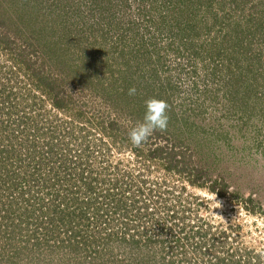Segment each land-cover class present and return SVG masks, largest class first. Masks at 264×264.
I'll use <instances>...</instances> for the list:
<instances>
[{"label": "rangeland", "instance_id": "1", "mask_svg": "<svg viewBox=\"0 0 264 264\" xmlns=\"http://www.w3.org/2000/svg\"><path fill=\"white\" fill-rule=\"evenodd\" d=\"M0 149V264H264V0H0Z\"/></svg>", "mask_w": 264, "mask_h": 264}, {"label": "trees", "instance_id": "2", "mask_svg": "<svg viewBox=\"0 0 264 264\" xmlns=\"http://www.w3.org/2000/svg\"><path fill=\"white\" fill-rule=\"evenodd\" d=\"M190 149H191V147L188 145V146H184L182 148H175L174 147L173 149H171L169 151L168 149H165L164 146H160V147L156 148L155 150H153L152 153L153 154L155 153V155H159V156L162 153H165L166 155H164V156L166 158H168V161L166 160L167 163H169L168 167H171L173 165L176 172L186 176L185 177V178H187L186 180L191 185L197 186L199 188H203L204 186L208 185L209 181H207V179H206L207 176L203 170L201 171L197 167L192 166V161H194V158H193L194 152H191ZM1 151L2 150L0 149V152ZM9 155H13V156H15V158H17V156H18V154L14 153L12 150H8L7 156H9ZM150 156H152V154H150ZM152 158H155V157H152ZM38 164H39V162H38ZM43 184L49 185V183H47V182L45 183V181H43ZM53 185H54V183H53ZM208 187H209V189H211L215 192H218V194L222 195L219 192V190L215 187V185L212 186L213 188H211L210 186H208ZM89 192H90V189H89ZM58 193H59V191L53 190V189H49L45 192V194L49 200V201L47 200V202H50V200L53 201L52 203L50 202V205L54 206L55 202H57L58 204L66 202V198H61ZM115 205L119 206L117 204V202H115Z\"/></svg>", "mask_w": 264, "mask_h": 264}, {"label": "clouds", "instance_id": "3", "mask_svg": "<svg viewBox=\"0 0 264 264\" xmlns=\"http://www.w3.org/2000/svg\"><path fill=\"white\" fill-rule=\"evenodd\" d=\"M130 96L136 94V88L129 89ZM170 105L163 99L155 97L145 101V112L142 121L128 131V139L134 146H140L145 143L155 132L166 131L169 123ZM264 255V253H262Z\"/></svg>", "mask_w": 264, "mask_h": 264}]
</instances>
